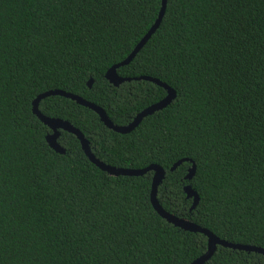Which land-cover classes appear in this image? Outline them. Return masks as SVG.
<instances>
[{"label":"trees","instance_id":"1","mask_svg":"<svg viewBox=\"0 0 264 264\" xmlns=\"http://www.w3.org/2000/svg\"><path fill=\"white\" fill-rule=\"evenodd\" d=\"M160 6L0 0V264H190L206 252L205 235L154 210L152 171L110 176L63 130L65 152L57 153L32 112L39 94L62 90L126 125L163 99L152 82L113 86L104 76ZM116 73L157 79L175 97L126 134L62 96L42 99L38 110L78 129L104 164L160 166L156 200L166 212L226 242L264 248V0H166L156 31ZM188 185L198 196L192 209ZM204 264H264V255L217 246Z\"/></svg>","mask_w":264,"mask_h":264},{"label":"water","instance_id":"2","mask_svg":"<svg viewBox=\"0 0 264 264\" xmlns=\"http://www.w3.org/2000/svg\"><path fill=\"white\" fill-rule=\"evenodd\" d=\"M166 6V0H161V6L160 10L158 12L157 18L154 21V23L151 25V27L148 29V31L144 34V36L140 39V41L136 44V46L133 48V50L130 52V54L121 62L113 65L110 67L106 73L105 78L106 80L112 84L113 86H118L119 84L125 82V81H131V80H144L152 82L156 85H159L163 87L166 90V96L161 99L160 101L144 108L139 113H137L133 119L126 125H115L113 124L110 119L107 117L104 110L97 105L77 96L71 93H67L62 90H48L46 92H43L39 94L32 102V112L33 114L44 124L46 125L51 131V134H48L46 136V141L48 145L57 153H64L65 150L58 144L57 138L59 137L60 130L69 132L73 134L79 141L81 149L83 150L84 154L87 156V158L92 162L94 165H96L99 169L106 172L110 176H142L145 173L152 171V182H151V190H150V201L152 204V207L154 210L158 213L159 216H161L164 220H166L168 223L172 224L175 227H178L180 229H183L185 231L190 232H199L206 236L207 238V250L204 254H202L200 257L193 260L190 264H204L215 252L217 246H222L225 248H229L232 250H242L246 252H254L258 254L264 255V248L256 247V246H248V245H242V244H234L230 242H226L224 240L219 239L216 237L213 233H211L209 230L200 227L199 225L188 221L184 218H179L171 213L166 212L157 202L156 200V190L158 185L162 182L165 171L158 165H150L142 169H130V168H116L107 164H104L103 162L99 161L95 156L91 153L88 141L84 138L83 134L76 128H74L72 125H70L68 122L63 121L61 119L57 118H50L47 116H44L40 113L38 110V104L39 102L49 96H62L65 98H68L78 105H81L83 107H86L92 111H94L98 116L100 121L110 130L120 133V134H126L132 131L141 121L143 118L152 115L154 112L159 111L163 108H165L175 97V92L169 88L166 84L162 83L161 81L147 77V76H141L138 78H122L119 77L116 73V69L120 66H123L131 61V59L136 55V53L142 48V46L147 42V40L150 38V36L156 31L158 28L161 19L164 15ZM91 85V80L88 83V86ZM184 160H179L175 164H173L170 168V171H173L180 163H182ZM195 171V165L192 163V166L188 170V174L186 176L187 180H190L193 176ZM184 191L186 193V196L188 198H192V206L191 209L194 208L198 202V196L191 187L185 186Z\"/></svg>","mask_w":264,"mask_h":264}]
</instances>
